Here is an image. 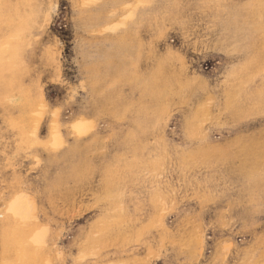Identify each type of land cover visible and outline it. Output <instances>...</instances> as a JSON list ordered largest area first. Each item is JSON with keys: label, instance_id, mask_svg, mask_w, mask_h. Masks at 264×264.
Returning a JSON list of instances; mask_svg holds the SVG:
<instances>
[{"label": "rangeland", "instance_id": "rangeland-1", "mask_svg": "<svg viewBox=\"0 0 264 264\" xmlns=\"http://www.w3.org/2000/svg\"><path fill=\"white\" fill-rule=\"evenodd\" d=\"M263 162L264 0H0V264H264Z\"/></svg>", "mask_w": 264, "mask_h": 264}, {"label": "clouds", "instance_id": "clouds-1", "mask_svg": "<svg viewBox=\"0 0 264 264\" xmlns=\"http://www.w3.org/2000/svg\"><path fill=\"white\" fill-rule=\"evenodd\" d=\"M212 264H230V250L223 249L212 262Z\"/></svg>", "mask_w": 264, "mask_h": 264}, {"label": "bare ground", "instance_id": "bare-ground-1", "mask_svg": "<svg viewBox=\"0 0 264 264\" xmlns=\"http://www.w3.org/2000/svg\"><path fill=\"white\" fill-rule=\"evenodd\" d=\"M256 146H257V145H256ZM247 150H248V149H247ZM247 150H246V151H247ZM252 164H253V163H252ZM263 164H264V162H263ZM250 166H251V165H250ZM256 168H257V167H256ZM243 173H244V172H243Z\"/></svg>", "mask_w": 264, "mask_h": 264}]
</instances>
